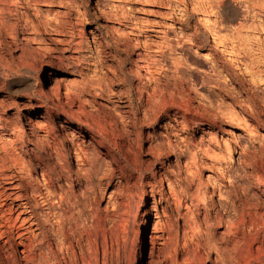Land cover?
Wrapping results in <instances>:
<instances>
[{"label": "rangeland", "instance_id": "374dc122", "mask_svg": "<svg viewBox=\"0 0 264 264\" xmlns=\"http://www.w3.org/2000/svg\"><path fill=\"white\" fill-rule=\"evenodd\" d=\"M41 12L59 33L22 34L0 54V157L13 169L0 215L12 209L18 227L71 188L95 194L91 264H219L212 244L240 264L263 254L264 0H62Z\"/></svg>", "mask_w": 264, "mask_h": 264}, {"label": "bare ground", "instance_id": "6f19581e", "mask_svg": "<svg viewBox=\"0 0 264 264\" xmlns=\"http://www.w3.org/2000/svg\"><path fill=\"white\" fill-rule=\"evenodd\" d=\"M60 2H62V0H0V54L17 48L19 45L18 37L22 34H32V37L23 35V40L28 44V42L40 41L51 31L59 33L58 31L62 28L61 24L53 25L49 19L42 16L41 9L45 7L49 8ZM32 16L35 20L32 19ZM75 139V136L71 135L69 141L72 143ZM63 147L66 150V158H68V151H70V148L68 149L66 146ZM72 150L75 153L77 170L79 175H82V173L86 171V163H89L88 158H86V156L84 157L79 148L74 145ZM3 158L4 157L1 159L0 157V181L13 172L12 167L5 168L7 160ZM9 159L11 161V158ZM83 176L85 177V175ZM9 178L12 180L17 179L18 182H21L19 176H13L12 174V177L10 176ZM26 190V188L20 189V191ZM30 191L33 192L32 194L35 196H42V191L33 188H31ZM44 191L46 197L54 196L53 193H50L49 186H46ZM70 193L71 188L64 195L70 199L59 197L56 205H49L46 210L48 213H43V215H41L43 217H40L38 215L39 213H35L36 210H39V207L35 206V208H33L31 206V210L28 211L30 214L29 218L23 219L18 227V222L16 220L13 221L10 217L7 218V215L12 212V209H7V213L4 211L3 215H0V264H78L80 259L86 257V255H88L90 260L89 264H91L92 260L96 257V253L91 251L87 253L86 250L88 249H84L85 247L83 244L87 239V235L85 234L87 228L84 229V223L86 221L85 215L87 212L86 203L92 200L93 202L90 204H94L95 198H93V196L95 197V194L88 197L82 194L81 198L76 199L71 196ZM4 198L6 201L7 196H5V189L0 192V200H4ZM27 199L22 205L26 206L29 204ZM22 201H24V199ZM237 202L239 203L240 199L237 198L231 205L224 207L222 212L225 216H227L230 211H234ZM18 208H21V206L19 205ZM228 231L227 234L232 237L235 236L234 232H237L233 231L232 233L230 229ZM208 242L210 241H207V246ZM213 245L214 244L210 246L211 248L208 247L207 251H216L218 258H220L219 264H240L239 261L236 260L234 254H229L230 251H224L225 248L222 251L221 249L215 248ZM18 246H22L26 249V251L20 253L22 257H18V253H16V248ZM6 250H10V253H7ZM78 251L80 254H78ZM247 264H264V253L256 256L254 260L249 261Z\"/></svg>", "mask_w": 264, "mask_h": 264}]
</instances>
